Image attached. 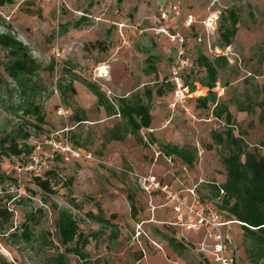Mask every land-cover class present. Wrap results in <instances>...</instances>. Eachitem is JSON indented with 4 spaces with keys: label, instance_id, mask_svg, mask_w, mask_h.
<instances>
[{
    "label": "rangeland",
    "instance_id": "obj_1",
    "mask_svg": "<svg viewBox=\"0 0 264 264\" xmlns=\"http://www.w3.org/2000/svg\"><path fill=\"white\" fill-rule=\"evenodd\" d=\"M176 5L177 14L161 18ZM231 9L239 16L238 32L223 48L219 17ZM5 33L28 49L39 69L18 85L6 74L7 53L0 47V136L17 129L29 102L42 108L45 125L27 141L30 154H0V208L13 216L9 232L0 223V263L48 264L63 252L55 219L57 210L66 209L83 234L96 233L85 248L92 264H264V246L246 237L213 197L211 187L225 182V170L211 133L225 125L213 117L212 105L204 109L197 102L207 94L198 56L225 57L228 65L218 70L213 90L216 103L227 105L250 149L264 153L260 108L251 115L237 110L247 99L256 101L257 86L264 84V0H0V35ZM149 57L156 59L155 73L146 72ZM175 77L188 90L179 103ZM86 83L113 103L133 95L146 103L144 92L151 90L153 120L140 132L142 145L132 136L105 143L119 118L97 105ZM159 87L162 97L155 93ZM166 144L194 148L195 165L163 156ZM51 170L58 173L53 195L33 184L34 176ZM96 203L107 218L115 216L110 226L87 217L97 212ZM30 213L36 223L25 242L20 225ZM165 237L186 249L173 251ZM69 261L80 264L73 255Z\"/></svg>",
    "mask_w": 264,
    "mask_h": 264
},
{
    "label": "trees",
    "instance_id": "obj_2",
    "mask_svg": "<svg viewBox=\"0 0 264 264\" xmlns=\"http://www.w3.org/2000/svg\"><path fill=\"white\" fill-rule=\"evenodd\" d=\"M84 20V19H83ZM239 16L236 10H227L219 17L218 34L223 48L229 47L238 32ZM0 47L7 53L8 61L5 71L11 80L23 86L27 83L39 65L31 58L29 51L10 33L0 35ZM146 72L155 73L156 59L149 57L146 59ZM197 64L204 72L206 81L203 87L207 89V94L197 98L201 107L207 109L213 106L212 115L216 120L223 121L225 130L221 132L213 131L211 139L213 143L222 150L221 164L225 170V182L221 185H213V197L219 199V210L230 220L239 224L248 238L255 240L256 244L264 246V153L258 147L250 149L244 140V131L238 129L236 120L228 110L227 105L216 103V93L213 91L218 81V70L228 65L225 57H216L210 60L200 54ZM89 90L95 95L97 105L102 107L109 117L119 118V122L106 131L105 143L124 142L128 136L134 137L139 144H143L140 132L149 129L152 124L151 109L149 101L152 98L151 90H145V103L141 97L133 95L131 97H121L117 103L108 101L105 94L90 83H86ZM68 90L75 92L72 83H69ZM156 95L162 97L164 92L161 87L156 90ZM255 107L260 108L258 117L259 124L264 126V84L257 86L256 101L247 99L246 103L237 105L240 113L251 115L255 112ZM23 119L17 129L11 133L0 136V154L3 158L21 159L24 155L30 154L32 147L27 141L32 137V133L44 132L45 116L43 110L34 102L24 105ZM77 123L85 121L83 118L74 119ZM260 149H264V141L260 144ZM161 153L166 157H173L181 161L188 168H192L197 161L196 150L192 147H179L166 144L161 147ZM58 178V173L51 170L44 173V177L34 176L33 184L45 194H55L54 187ZM1 180V177H0ZM72 179L68 180V186ZM129 208L132 216H137L135 201L131 195L127 196ZM97 212L87 213V217L98 225L110 226L111 220L115 218L111 215L105 216L101 206L96 203ZM36 216L28 214L25 221L20 225L21 238L25 242L32 240L33 234L31 226L36 222ZM0 223L5 228V232L12 230L13 216L6 208H0ZM17 233H10L9 237H16ZM96 233L83 234L72 213L66 209L57 210L55 219V237L63 252H58L48 258V264H70L69 255L77 258L80 264H92L87 258L85 248L89 245L91 237ZM173 251L181 253L186 247L183 243L176 241L173 237H165ZM113 240L116 236L113 235ZM262 256V254H260ZM138 257L136 261H140ZM0 264H5L4 262Z\"/></svg>",
    "mask_w": 264,
    "mask_h": 264
},
{
    "label": "built area",
    "instance_id": "obj_3",
    "mask_svg": "<svg viewBox=\"0 0 264 264\" xmlns=\"http://www.w3.org/2000/svg\"><path fill=\"white\" fill-rule=\"evenodd\" d=\"M175 2H178V0H174ZM178 5L172 7L170 10H165L161 12V18L165 19L167 18L169 15L171 14H177L178 13ZM192 23V18L190 17L189 19L186 20L185 24L187 26H189ZM182 54V52L180 53V55ZM174 82H175V86L176 89L174 91V101L176 103L182 102L184 100V98L188 95V90L181 84L180 80L175 77L174 78ZM53 146L55 147L56 150H63L64 147H61L60 145H55L53 144ZM67 150H69V148L67 147Z\"/></svg>",
    "mask_w": 264,
    "mask_h": 264
},
{
    "label": "bare ground",
    "instance_id": "obj_4",
    "mask_svg": "<svg viewBox=\"0 0 264 264\" xmlns=\"http://www.w3.org/2000/svg\"><path fill=\"white\" fill-rule=\"evenodd\" d=\"M100 70H101V72H102L104 69H103V68H101Z\"/></svg>",
    "mask_w": 264,
    "mask_h": 264
}]
</instances>
